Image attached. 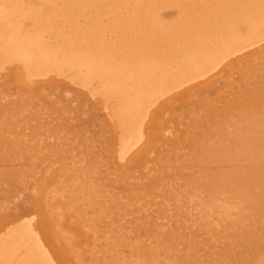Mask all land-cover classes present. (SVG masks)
<instances>
[{
    "label": "bare ground",
    "instance_id": "1",
    "mask_svg": "<svg viewBox=\"0 0 264 264\" xmlns=\"http://www.w3.org/2000/svg\"><path fill=\"white\" fill-rule=\"evenodd\" d=\"M263 51L264 0H0V264H264Z\"/></svg>",
    "mask_w": 264,
    "mask_h": 264
},
{
    "label": "rangeland",
    "instance_id": "2",
    "mask_svg": "<svg viewBox=\"0 0 264 264\" xmlns=\"http://www.w3.org/2000/svg\"><path fill=\"white\" fill-rule=\"evenodd\" d=\"M264 52V51H263ZM233 76H235V78L236 77H239V75L237 74V73H235V74H233ZM230 78V77H229ZM229 78H228V80H229Z\"/></svg>",
    "mask_w": 264,
    "mask_h": 264
}]
</instances>
